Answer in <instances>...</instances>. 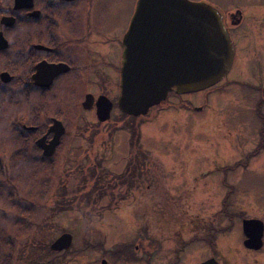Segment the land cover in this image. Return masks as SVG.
<instances>
[{
	"label": "rangeland",
	"instance_id": "obj_1",
	"mask_svg": "<svg viewBox=\"0 0 264 264\" xmlns=\"http://www.w3.org/2000/svg\"><path fill=\"white\" fill-rule=\"evenodd\" d=\"M9 1L11 6L12 0ZM208 1L227 13L235 7L247 8L249 2L257 3L258 0ZM136 2L137 0H100V4L106 6L105 26L102 29L105 38L112 39L114 35L120 37L125 34ZM0 11H4V8ZM17 27L15 25L9 29L7 36L10 39L17 34ZM241 31L244 34L251 32L245 25L239 29ZM262 61L264 53L256 54L246 64L236 55L229 73L211 89L185 94L178 97V100L167 99L169 102H176V106L179 103V116H162L159 114L162 108L160 105L134 121L122 120L121 125L124 126L121 129L130 123L138 124L140 138L136 143L137 147L131 150L137 149L138 153L142 151V155L148 158L145 159L146 165L151 164L147 171L148 181L150 184L153 182V188L157 187L153 190L151 201L143 209V214L135 216L134 219H138L135 224L131 218L135 203L130 198L128 202H118L113 195L100 200L104 198V195H100L106 189L104 185L114 182V175L124 170L132 155L130 148L135 144H132L131 134L119 130L114 141H110V135L120 126H109V132H106L108 126H104L102 130L96 124L87 127L85 122L92 121L94 115L74 109V121L70 128L72 134L66 138V144L57 154L54 170L58 172L51 179L52 190L60 187L64 181L67 184L66 189L59 188V192L65 194L64 198H56L57 205L60 206L48 204L49 207L60 208L56 217L48 220L45 216L49 212L41 209L30 217L31 231L20 235V232L17 234L8 226L14 220L13 212L0 207V228L7 231L14 240L10 264H133V251L131 249L128 252L126 246L133 243L136 249L145 241V236L152 239L150 230H157V237L154 238H158V245L162 246L160 238L171 236L175 228L178 227L185 235V230L195 229L200 225H195L197 217L193 216L198 211L194 202L198 196L195 190L210 184L214 185V195L217 198L221 195L228 197L227 208L217 212L211 221L215 232L218 228L227 230L218 235V247L233 255L232 264H264V246L256 252L243 248L244 237L241 232L242 220L259 219L264 223V149H258L261 140L264 141ZM6 128L5 123L0 126V130ZM95 133L102 134L103 138L87 143V136ZM186 156H192V162L190 159L191 163L185 165ZM66 157L71 159L67 167ZM180 157L182 160H179ZM97 161H102L103 166L115 174L99 168V173L88 175L89 162ZM20 166L23 169L14 173L11 171L10 178L22 176V183L26 188L39 190L45 182H49L50 175L39 171L38 166L22 162L18 167ZM103 176L106 178L104 182ZM127 177L126 181H129L131 176ZM94 181L98 183V187L94 185L95 190H92ZM224 185H227L226 189ZM46 188H43L45 194L48 190ZM49 202L51 203L50 200ZM187 203L192 206H186L188 214H185ZM180 204L183 212L175 217L177 207L182 208ZM142 208L143 206L139 207L137 213L142 212ZM209 212L207 207H202L201 216L209 215ZM10 215L11 218L8 217ZM198 220L205 223L208 218ZM36 232L40 234L36 236ZM63 233L71 234V246L67 253L61 252L54 257L55 260H51L53 257L48 251L49 245ZM199 234L203 238L204 231H199ZM135 238L137 239L134 240ZM196 241L198 243L189 249H199V257H202L204 243L198 238ZM86 242H90L93 248L83 251ZM173 242L177 244L175 240ZM1 253L5 255L0 250L1 257ZM217 256L222 264H228L218 248ZM235 261L238 262L234 263Z\"/></svg>",
	"mask_w": 264,
	"mask_h": 264
},
{
	"label": "flooded vegetation",
	"instance_id": "obj_2",
	"mask_svg": "<svg viewBox=\"0 0 264 264\" xmlns=\"http://www.w3.org/2000/svg\"><path fill=\"white\" fill-rule=\"evenodd\" d=\"M0 1L2 8L0 10L4 8V11H0L2 13L0 19L13 17L15 22L12 26H18L17 34L10 39L7 35L12 26L5 27L0 24V32L7 42V47L0 50V126L5 123L7 127L5 130H0V207L13 212L14 220L8 226L21 235L25 232L29 233L32 227L29 226L24 230L26 221L22 216L23 212L30 211L31 217L44 209L49 212L45 218L53 220L56 217L55 206L49 207L48 204L57 205L56 198L59 199L61 194L59 188L66 189V181L52 190L51 179L52 175L58 172L54 170L57 154L66 144V138L72 134L70 128L74 121V109L94 115L92 121L85 122L87 127L96 124L102 130L104 126H108L106 132H109L111 125L120 126L110 135L112 136L110 141H114L115 134L119 130L130 134L126 127L121 129L122 120L130 118L118 110L116 103L120 91L123 36L114 35L112 39L105 38L102 29L105 26L106 6L101 5L100 0H32L31 8H22L18 11L12 10L13 0L11 6L9 0ZM196 3H204L212 7L219 16L222 29L227 34L233 51L231 67L236 55L241 57L243 64H246L256 54L264 53V0H258L257 3L249 2L247 8L235 7L227 13L212 1L199 0ZM244 25L251 30L250 34L239 32ZM242 52L246 54L242 55ZM262 65L264 66V61ZM181 96L170 92L161 104L159 114L171 118L179 116L181 114L179 103L176 106V102H169L167 99L178 100ZM86 98H88L87 103ZM99 98L111 107L109 119L104 122H100L96 116ZM84 103L87 108H84ZM130 124L135 130L138 129V124ZM98 138H103V135L90 134L86 142H93ZM136 143L135 137H132V144L135 145L130 150L137 147ZM130 152L132 155L119 174L112 173L103 166L102 161H98L100 168L115 174L114 182H107V186L103 184L106 189L100 194L104 195L100 200L113 195L118 202H128L130 198V201L135 203L133 205L131 202L134 206L131 218L134 219L136 215L143 214L144 208L154 196L153 190L155 191L157 187L153 188V182L150 184L148 181L147 171L151 167V164H145V159L148 158L142 155V151L138 153L137 149ZM185 159V165L192 162V156H186ZM179 160L182 158L180 157ZM21 162L38 166L39 171L47 172L50 175L49 182H45L40 189L38 188L39 190H35L32 187L26 188L20 175L17 178H10L11 171L14 173L23 169L22 166L18 167ZM70 162L71 159L66 157L65 166L67 167ZM104 176L103 182L106 179ZM127 176H131L129 181H126L129 178ZM44 187H47V192L53 191L52 194L43 193ZM223 187L226 189L227 185ZM195 191L198 196L194 202L198 211L193 216L197 217L195 225L200 223L198 229L195 227L185 230V235L187 233L185 236L177 227L171 236L160 238L162 246L158 245V238H154L157 237V230H150L152 239L145 236L143 238L145 241L136 249L133 243L126 246L128 252L131 249L133 251L131 253L133 264H204L210 260L222 264L217 258V248L226 262L232 264L233 255L223 252L218 247V234L211 225V221L217 212L221 211L222 205L226 204L228 197L221 195L217 198L214 195L213 184L197 188ZM142 206V212L137 213ZM186 206L192 204L185 205V214H188ZM202 207H207L210 211L209 215L201 216ZM177 208L175 217L183 212V206ZM8 217L11 218V215ZM198 218H208V220L204 223ZM137 220L134 219V224ZM130 223L133 225V222ZM199 231H204L203 238L199 237ZM36 233V236L40 234ZM3 238L10 237L7 231L0 228V239ZM197 238L204 243L202 257H199V249H193L194 247L189 249L198 243ZM263 238L264 230L262 247L259 250L264 246ZM173 240L177 244L172 243ZM0 250L8 253L5 248ZM236 262L238 261L234 263Z\"/></svg>",
	"mask_w": 264,
	"mask_h": 264
},
{
	"label": "water",
	"instance_id": "obj_3",
	"mask_svg": "<svg viewBox=\"0 0 264 264\" xmlns=\"http://www.w3.org/2000/svg\"><path fill=\"white\" fill-rule=\"evenodd\" d=\"M31 6L32 0H13L12 10ZM14 22L13 17L0 19L5 27H11ZM122 46L116 103L118 110L130 117L145 116L164 102L170 92L184 95L213 87L227 75L233 57L230 41L215 10L189 0H137ZM6 47L0 32V50ZM83 106L87 108L85 103ZM110 108L106 101L98 99L96 116L100 122L109 119ZM241 229L245 238L243 246L259 250L263 223L245 219ZM71 243L72 236L63 233L49 249L67 251ZM204 264L217 263L210 260Z\"/></svg>",
	"mask_w": 264,
	"mask_h": 264
},
{
	"label": "trees",
	"instance_id": "obj_4",
	"mask_svg": "<svg viewBox=\"0 0 264 264\" xmlns=\"http://www.w3.org/2000/svg\"><path fill=\"white\" fill-rule=\"evenodd\" d=\"M127 117H128V116H127ZM129 118H130L131 120L134 119V117H129ZM126 128H127V130H129V133L131 134V136H132V137H135L136 141L138 142V139H139L138 129L135 130V129L132 127L131 124H128V125L126 126ZM263 142H264V141L261 140V142L259 143V147H258L259 150L264 149V143H263ZM99 168H100V164H99L98 161H97V162H93V163L91 162L90 165L87 167L88 175H92V174L99 173ZM92 184H93V189H92V190H95V189H94V185H96V186L98 187V183L94 181V183L92 182ZM64 196H65V194H62V193L59 194V197H60L59 199H61L62 197L64 198ZM87 197H88V196H87ZM99 197H100V195H99ZM57 206H60V205H57ZM227 206H228V205L223 204L221 210L226 209ZM57 210L60 211V208H56V212H57ZM219 212H220V211H219ZM29 215H30V211H28V212H23V213H22V216L24 217V219H25V221H26L24 230H25V229H28V227L31 226V225H30L31 222H30V216H29ZM50 227H51V226H50ZM214 230H215V228H214ZM216 232H217L218 235H220V234H223V233L227 232V230H226V229L224 230L223 228H218V229H216ZM90 245H91L90 242H86V244L84 245V248H82L83 251H85V250H87V249H88V250L92 249L93 247L90 246ZM45 247H46V249H47V246H45ZM2 248H5V249L7 250L8 253L5 252V255H3V254L1 253L2 257L0 256V264H10V260H11L12 253H13V239H11V238H3V239H0V249H2ZM47 250H48V249H47ZM68 250H69V249H68ZM68 250H67V251H63V254L67 253ZM48 251L52 254V257H53V258L61 254V252H59V253H54V252H51L50 250H48ZM53 258H51V260H55V258H54V259H53Z\"/></svg>",
	"mask_w": 264,
	"mask_h": 264
}]
</instances>
